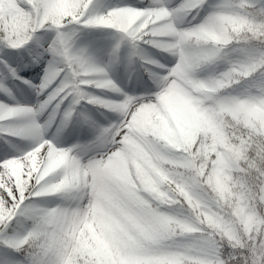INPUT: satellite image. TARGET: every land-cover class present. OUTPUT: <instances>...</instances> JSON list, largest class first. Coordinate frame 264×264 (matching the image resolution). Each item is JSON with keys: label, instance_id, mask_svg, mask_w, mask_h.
<instances>
[{"label": "snow or ice", "instance_id": "6c2138e0", "mask_svg": "<svg viewBox=\"0 0 264 264\" xmlns=\"http://www.w3.org/2000/svg\"><path fill=\"white\" fill-rule=\"evenodd\" d=\"M94 28L111 32L109 63L76 43ZM122 47L147 73L129 90L110 76ZM5 49L0 264H264V0H0ZM74 121L94 137L46 135Z\"/></svg>", "mask_w": 264, "mask_h": 264}, {"label": "rangeland", "instance_id": "374dc122", "mask_svg": "<svg viewBox=\"0 0 264 264\" xmlns=\"http://www.w3.org/2000/svg\"><path fill=\"white\" fill-rule=\"evenodd\" d=\"M135 4L136 0H94V4H107V5H123V4ZM110 32V31H109ZM105 33L104 29L100 28H94L90 31V34L80 35L78 36V39L76 40V43L79 47H85L88 48L89 51L92 53L94 58L100 62V63H109V56L107 55V51L110 48L112 41L109 40H96L95 42L91 43V38L100 37ZM111 34V32H110ZM52 33H49L48 36L44 37V39H48ZM38 36H44L43 32H39ZM111 37V36H110ZM34 47V46H33ZM13 50L11 49H5L2 51L1 57L4 56V52H11ZM150 54L155 55L157 59H162V57L166 54H159L157 55V50L155 49H148ZM129 51L127 47H122L121 53H120V59L112 62L110 64V76L114 80V82H117L119 86L123 87L125 90H129L132 85H134L135 82H140L147 77V73L143 74L141 72L139 66L141 65L140 61L138 59L129 60ZM30 58V57H29ZM9 63H12V65H16L13 63V60L11 57H8ZM20 59H23V57H20ZM170 60L171 57H168ZM163 62V60H162ZM0 67L2 71H6V69L3 68V65L0 64ZM33 66H25V68H29V76L26 80L31 81L33 85H38L41 83V77L43 76V68L42 70H31ZM34 68V67H33ZM143 71V70H142ZM37 72L39 75H37ZM6 83L8 84V87L12 89L16 101H19L21 104L30 103L34 104L37 100V98L34 100L37 96L36 92L33 90V88L29 87V85L22 83L20 80H12L9 78ZM93 94H99L101 90L98 89H89ZM110 94V90H109ZM111 95V94H110ZM0 100H4L5 102L11 104L14 103V101L9 100L7 96H5L2 92H0ZM85 109L87 112L92 116L94 120H96L100 124H106L108 121L105 119V116L109 118H113V114L110 112H107L103 109H98L95 106L92 105H85ZM103 113V114H102ZM47 113H45L44 116L41 117V122H43L45 119H47ZM56 119V118H54ZM74 123V122H73ZM70 124L67 128L60 129L57 127V125L54 123L51 128H48L46 135L48 137H52L54 135H60L61 139L59 140L61 145L64 147H68L72 144L81 143L80 139H88L90 141L94 137V131L90 129L86 125H74L71 126ZM29 145V141L27 143V146ZM51 203V202H50Z\"/></svg>", "mask_w": 264, "mask_h": 264}, {"label": "bare ground", "instance_id": "6f19581e", "mask_svg": "<svg viewBox=\"0 0 264 264\" xmlns=\"http://www.w3.org/2000/svg\"><path fill=\"white\" fill-rule=\"evenodd\" d=\"M138 83H139V82H136V83L134 84L135 87L138 85ZM110 94H111V95H115V94H112V93H110ZM36 98H37V96H36L35 98H33V99L35 100ZM74 125H80V123L74 121V123H72L71 126H74ZM49 128H51V126H50ZM54 136L57 137L58 140L61 139L60 135H54ZM4 139H5V138H0V148L8 147L7 145H5V143H4ZM8 139H11L12 142H13L14 144H16V145H17L18 147H20V148H25V147H27V143H28L27 140H18V139H16V138H11V137H9ZM10 151H11V149H10Z\"/></svg>", "mask_w": 264, "mask_h": 264}, {"label": "trees", "instance_id": "16d2710c", "mask_svg": "<svg viewBox=\"0 0 264 264\" xmlns=\"http://www.w3.org/2000/svg\"><path fill=\"white\" fill-rule=\"evenodd\" d=\"M89 29H81L80 31H79V33H82V32H87ZM56 201H53V204L55 203Z\"/></svg>", "mask_w": 264, "mask_h": 264}]
</instances>
